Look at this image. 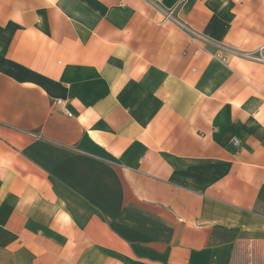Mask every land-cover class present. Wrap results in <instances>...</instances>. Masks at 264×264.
I'll return each mask as SVG.
<instances>
[{
  "label": "crops",
  "instance_id": "obj_1",
  "mask_svg": "<svg viewBox=\"0 0 264 264\" xmlns=\"http://www.w3.org/2000/svg\"><path fill=\"white\" fill-rule=\"evenodd\" d=\"M262 46L264 0H0V264H264Z\"/></svg>",
  "mask_w": 264,
  "mask_h": 264
},
{
  "label": "built area",
  "instance_id": "obj_2",
  "mask_svg": "<svg viewBox=\"0 0 264 264\" xmlns=\"http://www.w3.org/2000/svg\"><path fill=\"white\" fill-rule=\"evenodd\" d=\"M264 49V46H262L259 50ZM242 54L249 56L251 58H256L259 60L264 61V55L259 53L258 55H256L255 52H242ZM57 105L60 107V109H62L64 112H66L68 115H72V113L66 108V103L63 100H58L57 101ZM234 144L238 145L239 144V140L235 139L234 140Z\"/></svg>",
  "mask_w": 264,
  "mask_h": 264
}]
</instances>
